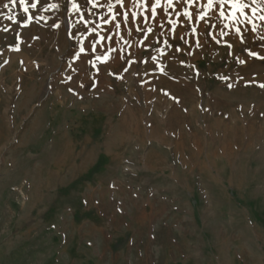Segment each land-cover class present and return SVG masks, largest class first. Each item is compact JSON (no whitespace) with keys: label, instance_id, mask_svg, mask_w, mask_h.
Segmentation results:
<instances>
[{"label":"rangeland","instance_id":"rangeland-1","mask_svg":"<svg viewBox=\"0 0 264 264\" xmlns=\"http://www.w3.org/2000/svg\"><path fill=\"white\" fill-rule=\"evenodd\" d=\"M209 2L0 0V264H264V0Z\"/></svg>","mask_w":264,"mask_h":264},{"label":"crops","instance_id":"crops-1","mask_svg":"<svg viewBox=\"0 0 264 264\" xmlns=\"http://www.w3.org/2000/svg\"><path fill=\"white\" fill-rule=\"evenodd\" d=\"M140 42L143 43V46H145L143 49H148L152 44H156L158 42L160 43L161 36L158 31L151 30L150 32L145 33L144 37L140 38ZM143 52H141L138 57H132L131 60H128L126 63L127 65H130L135 74L151 77L149 82H156V77L173 76L174 78L172 81H174L176 87L186 89L190 88L192 93L189 94V96H193L194 83L191 81V77H189L191 76L190 72L192 70L183 69L182 67L173 68L171 66L172 63L168 62L172 60L170 54L163 55V53L157 51H147L145 52L146 54H143ZM163 56H165L164 59H166L167 62H163ZM181 102L182 101L178 98V96L173 94L170 95V105H166V103H163L159 99L153 100L150 105V110H148L143 116L145 117L143 122L149 125L150 117L153 116L157 119L161 117L163 113H170L173 116H190L193 118L195 107L197 108V105L191 104L190 106H187ZM145 131L149 132V129L146 128ZM185 131V137L187 139L190 138L192 131L188 128H186Z\"/></svg>","mask_w":264,"mask_h":264},{"label":"snow or ice","instance_id":"snow-or-ice-1","mask_svg":"<svg viewBox=\"0 0 264 264\" xmlns=\"http://www.w3.org/2000/svg\"><path fill=\"white\" fill-rule=\"evenodd\" d=\"M13 2H15V0H13ZM157 2H158V0H157ZM35 5H33V7H34ZM80 7V5H78V4H76L75 2H73V8H79ZM209 7H211V0H210V2H209ZM27 8H25V11L27 12ZM153 11H155V8H153ZM57 27H59V25H57ZM84 50L83 49H81V52H83ZM262 87H264V85H262Z\"/></svg>","mask_w":264,"mask_h":264}]
</instances>
